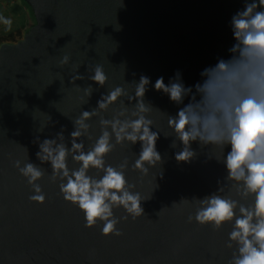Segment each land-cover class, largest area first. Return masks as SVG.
Returning <instances> with one entry per match:
<instances>
[{
	"label": "water",
	"instance_id": "obj_1",
	"mask_svg": "<svg viewBox=\"0 0 264 264\" xmlns=\"http://www.w3.org/2000/svg\"><path fill=\"white\" fill-rule=\"evenodd\" d=\"M21 1L33 13L35 26L16 43L0 44V264H227L230 228L213 232L188 223L195 207L181 202L210 194L225 176L223 165L198 144L192 145L195 159L178 163L174 153L179 148L170 147L173 138L161 135L162 163L148 175L131 170L139 145L133 152L117 148L107 157L112 166L127 157L128 182L149 198L141 205L142 217L118 225L121 237L102 236V226L86 228L82 213L50 183L47 165L41 166L45 175L40 181L46 202H31L34 193L14 162L29 157L39 164L36 136L50 138L64 127L67 137L73 130L70 119L96 106L106 89L94 91L82 106L75 83L82 88L91 83L88 76L98 64L108 87L123 83V74L129 83L146 75L152 84L161 76L167 84L177 71L186 85H194L205 67L229 57L234 43L230 20L243 0ZM65 56L70 63L62 68ZM76 69L84 80L71 82ZM145 99L166 114L178 111L151 85ZM154 116L167 131L163 115ZM49 117V126L39 133ZM90 123L98 131V121Z\"/></svg>",
	"mask_w": 264,
	"mask_h": 264
},
{
	"label": "clouds",
	"instance_id": "obj_2",
	"mask_svg": "<svg viewBox=\"0 0 264 264\" xmlns=\"http://www.w3.org/2000/svg\"><path fill=\"white\" fill-rule=\"evenodd\" d=\"M12 23L0 16V25L6 30H11ZM230 28L234 43L228 49L229 57L205 67L194 85H186L177 71L167 84L162 76L152 84L146 75L129 83L123 74V83L108 87V76L99 64L91 70V83L86 87L75 83L82 94V106L89 103L94 91H106L94 108L70 119L73 130L67 137L64 127L50 138L36 136L39 164L29 157L27 162H14L34 193L30 201L46 202L40 181L45 175L41 166L47 165L50 183L58 185L63 200L82 213L86 228L102 226V236L121 237L118 225L142 217L141 205L149 198L128 182L127 157L116 166L109 164L107 157L117 148L132 151L139 145L138 153L132 151L135 160L131 170L148 175L162 163L157 150L161 135L172 137L170 147L179 148L174 153L178 163L195 159L197 152L192 145L198 144L225 170L215 191L202 198L181 200L195 207L188 223L213 232L230 228L224 245L231 254L227 264H264V0H243V8L231 17ZM69 63L65 56L62 68ZM78 69L71 82L84 80ZM150 85L177 106L175 115L146 101ZM155 113L166 119L167 131L158 127ZM94 119L98 131L90 123ZM50 122L49 117L38 132L42 134ZM118 210L125 215L117 217Z\"/></svg>",
	"mask_w": 264,
	"mask_h": 264
},
{
	"label": "crops",
	"instance_id": "obj_3",
	"mask_svg": "<svg viewBox=\"0 0 264 264\" xmlns=\"http://www.w3.org/2000/svg\"><path fill=\"white\" fill-rule=\"evenodd\" d=\"M0 9L2 11L1 16L10 18L13 22L11 30H6L5 26L0 25V37L7 36L9 32L12 33L17 30L14 29L15 17H17V21L21 22L24 26H28L31 22L25 8L20 4L19 0H0ZM14 10H16L15 13H13ZM24 26H21L20 28L24 29Z\"/></svg>",
	"mask_w": 264,
	"mask_h": 264
},
{
	"label": "trees",
	"instance_id": "obj_4",
	"mask_svg": "<svg viewBox=\"0 0 264 264\" xmlns=\"http://www.w3.org/2000/svg\"><path fill=\"white\" fill-rule=\"evenodd\" d=\"M19 1H20V4L25 8L27 15H28L31 22L28 26L27 25L24 26L21 24V22L17 21V17H15L14 29H17V30H15L12 33L9 32V34L7 36L0 37V44H2V43H16L17 41H19L21 39L24 31L35 26V20H34L33 13L31 12L29 7L24 2H22L21 0H19ZM15 12H16V10L13 11V13H15ZM1 15H2V11L0 9V16ZM21 26H24V29H21L20 28ZM17 27H19V28H17Z\"/></svg>",
	"mask_w": 264,
	"mask_h": 264
}]
</instances>
